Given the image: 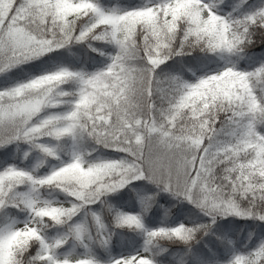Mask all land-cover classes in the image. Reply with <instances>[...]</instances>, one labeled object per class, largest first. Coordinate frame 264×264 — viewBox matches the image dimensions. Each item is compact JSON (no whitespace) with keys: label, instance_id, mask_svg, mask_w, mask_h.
Returning a JSON list of instances; mask_svg holds the SVG:
<instances>
[{"label":"snow or ice","instance_id":"1","mask_svg":"<svg viewBox=\"0 0 264 264\" xmlns=\"http://www.w3.org/2000/svg\"><path fill=\"white\" fill-rule=\"evenodd\" d=\"M0 264H264V0H0Z\"/></svg>","mask_w":264,"mask_h":264}]
</instances>
